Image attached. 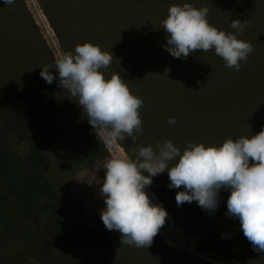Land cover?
<instances>
[{
  "label": "rangeland",
  "instance_id": "374dc122",
  "mask_svg": "<svg viewBox=\"0 0 264 264\" xmlns=\"http://www.w3.org/2000/svg\"><path fill=\"white\" fill-rule=\"evenodd\" d=\"M61 1L64 9L67 8L66 17L69 20L60 18L57 22V16H47L46 11L58 6ZM61 1L22 0L30 16H0V145L4 141L21 155L27 150V144L19 142L14 133L9 132L5 136L2 130L9 118L5 111L6 101L13 87L22 80L21 85L41 92L44 101L51 106L54 138L49 150L50 158L53 159L60 152L69 155L70 162L65 166L64 177L55 181L51 170L47 177L73 218L83 220L112 239L117 252L115 264H259L258 259L243 262L232 247L227 250L220 245L231 234L238 242H244L239 246L246 258L264 257V253L254 251L246 240L238 218L235 222L230 221L234 225L228 229L225 221L221 226L211 223L222 216L218 215L226 208L223 198L225 194H230L229 188L219 191L218 208L208 211L194 206L182 208L166 198L164 202L167 208L153 189L147 186L145 191L152 203L161 205L168 213L165 224L150 247L123 245L121 234L106 229L101 220V210L106 207L100 193L106 174L104 165L117 155L130 157L131 153L136 159L133 149L138 152L142 143L130 140L131 143H127L130 152L123 140L111 145L107 143L105 136L97 134L89 124L77 103L78 98L71 96L59 84L55 70H51L55 77L51 84L40 76V72L43 66L54 64L60 55L69 52L75 54L78 44L89 42L113 54L110 65L100 70L105 78L110 79L113 74L121 75L131 94L142 99L145 92L141 90L145 82L150 81L146 80V71L165 55L172 61V69L180 76L185 74L186 82L191 83L192 87L194 85L206 103L216 110L219 116L218 135L222 136V143L227 139L250 138L264 129V0H153L154 3L144 0L134 7L136 14L156 11L153 15L163 13L164 16H124L115 7L117 0H107V14L111 16H82L73 13L76 9L80 13L81 0ZM104 2H99V6L106 7L103 6ZM184 3H190L197 9L207 7L209 24L225 32H236L230 27L233 19L241 22L248 20V25L238 38L249 42L254 51L249 54L246 63L241 61L239 71L226 67L225 61L215 54L214 49L207 52L197 50L187 58H176L169 53L166 48L168 34L163 29V21L170 6H182ZM56 9L52 10L56 12ZM80 17L85 20L80 22ZM90 23V27L85 26ZM8 77L12 82L5 80ZM141 108L143 110L144 105ZM141 121L142 131L139 135L143 137V142L154 143L144 139L151 133L156 134L157 140L165 136L148 130L144 120ZM181 132L175 130L172 140H181ZM194 138L202 141L208 136L195 135ZM251 163L254 162L250 160ZM161 196L169 195L163 193Z\"/></svg>",
  "mask_w": 264,
  "mask_h": 264
},
{
  "label": "clouds",
  "instance_id": "9594fccd",
  "mask_svg": "<svg viewBox=\"0 0 264 264\" xmlns=\"http://www.w3.org/2000/svg\"><path fill=\"white\" fill-rule=\"evenodd\" d=\"M4 3L11 5L15 0ZM208 12L207 7L197 9L190 3L170 6L163 21L167 50L173 57L187 58L197 50L214 49L226 67L239 71L241 61L246 63L254 51L249 42L238 38L248 20L233 19L230 27L236 32H225L209 24ZM112 58L113 54L85 42L75 47V54H62L54 64L43 66L40 76L51 84L55 79L51 70H55L59 84L78 98L89 124L107 143L125 139L124 134L134 143L133 133L142 131L138 110L143 101L131 94L121 75L106 79L102 74L100 70L106 69ZM167 123L175 124L176 118L170 117ZM133 152L134 160L117 155L106 162L100 188L106 205L101 220L106 229L121 234L123 245L148 248L165 224L167 211L153 204L145 189L153 177L167 171L168 187L184 189L176 194L178 206L196 201L202 209L215 211L219 191L229 188L227 215L239 219L253 250L264 253V129L250 138L227 139L221 146L189 143L181 152L171 141H164L157 143L155 150L147 146Z\"/></svg>",
  "mask_w": 264,
  "mask_h": 264
},
{
  "label": "trees",
  "instance_id": "16d2710c",
  "mask_svg": "<svg viewBox=\"0 0 264 264\" xmlns=\"http://www.w3.org/2000/svg\"><path fill=\"white\" fill-rule=\"evenodd\" d=\"M102 1H105L103 6L108 5L107 0H81L80 13L76 11L77 9L73 10V13L82 16H111L107 14L109 11L107 6H99V2ZM141 1L144 2V0H117L115 7L124 16L125 14L126 16L133 14L164 16L163 13L153 15L156 11L136 14L134 7ZM52 9H56V12ZM52 9L46 11L47 16L54 14L53 16H57V22L61 20L60 18L69 20L66 17L67 8L64 9L62 1ZM0 16L30 15L22 0H16L11 5H5L4 0H0ZM83 20L85 18H79L80 22ZM51 23L54 25L53 20ZM90 25L91 23L85 26L90 27ZM172 64V61L163 55L159 63L157 60L151 69L148 68L146 80L150 81H146L145 90L144 88L141 90L142 93L145 92L141 96L144 109L138 110L148 130L160 132L165 136L157 140L156 134L151 133L149 137H144L154 142L149 144L143 142V137L139 133L134 132L135 140L142 143L140 147L152 146L154 150L156 143L171 141L180 148L181 152L189 143L204 144L205 147L221 146L223 138L218 135L219 116L216 110L206 103L203 95L194 85L192 87L191 83L186 82L185 74L180 76L172 69ZM9 79L11 78L5 80L12 82ZM20 82L13 87L6 101L5 111L9 118L2 130L5 136L9 132L14 133L19 142L27 144V150L21 155L9 148L10 146L4 141L0 145V264H115L117 252L112 239L91 228L83 220L73 218L63 206L57 189L47 177L51 170L49 150L54 138L51 106L44 101L41 92L31 86H23ZM135 89L137 91V88ZM170 117L176 118L175 124L167 123ZM175 130L182 131L181 140H175L176 142L173 141ZM203 134L208 138L202 141L194 138L195 135L199 137ZM124 135L123 141L127 151L130 152L127 143H131L130 140L133 142V139L127 134ZM129 155L131 159H135L131 153ZM68 156L60 152L58 157L70 161ZM169 184L168 173L165 171L153 177L150 185L166 207L168 205L165 204L164 199L167 198L171 203L177 204L176 199L170 197H176L177 192L184 190L183 187L169 188ZM162 191L169 196H161ZM229 195L225 194L223 198L226 210L218 212V216H222L215 220L212 218L211 221L212 224L219 223L220 226L224 225L223 221H225L227 229L234 225L230 221L235 222L237 219L227 215ZM184 206L188 208L194 206L196 209L200 207L196 201L185 202L181 207ZM220 243L227 250L232 247L234 253H237L243 262L246 259L249 261L258 259L259 264H264L263 256L262 259L246 258L242 254V247L239 246L244 242H238L231 234Z\"/></svg>",
  "mask_w": 264,
  "mask_h": 264
},
{
  "label": "crops",
  "instance_id": "0c3cea01",
  "mask_svg": "<svg viewBox=\"0 0 264 264\" xmlns=\"http://www.w3.org/2000/svg\"><path fill=\"white\" fill-rule=\"evenodd\" d=\"M59 154L54 155L53 159L51 158V172H54L53 179L55 181L61 180L64 177V172L67 170L65 168L66 165H69L68 163L70 161L65 160V158H59Z\"/></svg>",
  "mask_w": 264,
  "mask_h": 264
},
{
  "label": "bare ground",
  "instance_id": "6f19581e",
  "mask_svg": "<svg viewBox=\"0 0 264 264\" xmlns=\"http://www.w3.org/2000/svg\"><path fill=\"white\" fill-rule=\"evenodd\" d=\"M32 3V2H31ZM111 145V144H110ZM112 148V147H111ZM118 152H119V150H118ZM152 200V199H151Z\"/></svg>",
  "mask_w": 264,
  "mask_h": 264
}]
</instances>
